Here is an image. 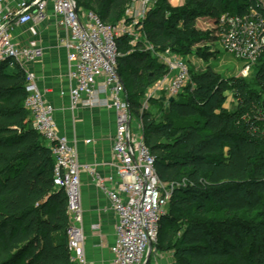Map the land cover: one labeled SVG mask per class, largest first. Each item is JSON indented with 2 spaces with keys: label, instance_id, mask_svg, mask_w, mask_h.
<instances>
[{
  "label": "trees",
  "instance_id": "trees-1",
  "mask_svg": "<svg viewBox=\"0 0 264 264\" xmlns=\"http://www.w3.org/2000/svg\"><path fill=\"white\" fill-rule=\"evenodd\" d=\"M75 1L108 22L125 16L135 0ZM251 1L184 0L177 10L169 0H158L146 11L144 35L157 48L182 53L211 34L196 35L198 14H240ZM197 6L204 11L198 13ZM146 59L133 52L118 58L123 82L119 67L128 72L130 87L137 92L131 100L127 96L131 110L140 106L138 90L164 68ZM7 64L9 60L0 61V264H73L65 232L66 202L53 184L51 151L24 107L23 71L16 63L8 71ZM256 65L261 91L244 77H221L208 64L192 75L195 87L183 89L168 103L176 118L166 115L155 122L142 110L155 170L172 187L158 234L168 229L164 242L175 247L176 256H188L187 264H264L261 245L245 249L249 234L253 246L264 244V55ZM226 90L236 98L235 110L220 105ZM190 214L184 224L175 221L176 215ZM242 214L254 220L247 223Z\"/></svg>",
  "mask_w": 264,
  "mask_h": 264
},
{
  "label": "built area",
  "instance_id": "built-area-1",
  "mask_svg": "<svg viewBox=\"0 0 264 264\" xmlns=\"http://www.w3.org/2000/svg\"><path fill=\"white\" fill-rule=\"evenodd\" d=\"M252 2L244 12L222 13L215 22L217 43L244 63L240 71L244 78L264 55V0H256L255 7ZM147 3L146 0V6ZM49 4L57 23L67 32L64 46L73 81L69 90L71 104H77L84 96L88 104L94 105L100 90L108 93L109 106L115 112L111 157L117 184L107 185V179L99 175L94 166L87 167L95 183L109 197L117 217L111 245L113 264H144L149 245L157 240L172 187L160 180L155 170V157L143 133L131 125V104L118 72L120 53L117 40L122 34L121 28L105 22L93 11L83 10L75 0H18L13 12H8L5 0H0V61L9 60L10 65H21L41 56L42 50L36 39L24 45L13 42L8 23L11 20L17 24L35 22L43 16ZM146 11L143 9L141 16ZM30 31L36 34L33 26ZM167 64L174 72L166 92L169 97H176L189 80V68L180 58ZM33 79L32 73L25 74L24 107L34 129L51 151L53 184L63 191L66 202L68 224L65 232L68 249L73 252L70 260L81 264L84 263L81 165L75 147L58 133L54 108L37 89Z\"/></svg>",
  "mask_w": 264,
  "mask_h": 264
},
{
  "label": "crops",
  "instance_id": "crops-1",
  "mask_svg": "<svg viewBox=\"0 0 264 264\" xmlns=\"http://www.w3.org/2000/svg\"><path fill=\"white\" fill-rule=\"evenodd\" d=\"M17 1L5 0V9L8 12H13ZM147 1L152 3L156 0ZM145 2L146 0H135L126 12L130 11L131 15H139L145 8ZM150 3L147 7L151 5ZM32 26L36 29L35 35L30 31ZM8 30L13 42L24 45L31 39H36L40 46L42 54L37 60L18 64V66L23 71L24 76L27 72L33 74L37 89L54 108L58 133L65 136L77 152L78 161L81 165L79 173L80 202L83 216L82 250L84 263L81 264H113L111 245L115 238L117 217L111 207L109 197L95 183L87 169L88 166H94L96 172L107 179V185L115 186L117 184L111 157V145L115 133V112L109 106V95L107 92L99 90L97 92L98 100L94 105L88 104L84 96L77 104H71L69 90L73 81L69 75L70 66L67 59V49L64 46L67 32L57 23V17L50 4L39 20L24 24H17L16 21L11 20L8 23ZM168 61H170L168 58L163 60L166 65H168ZM7 70L13 72V65L7 64ZM173 72L170 69L168 77L160 86L165 90V99L168 103L178 99L177 96L169 97L166 92L167 83ZM157 90V86L153 88L151 101H158ZM171 98L172 100H170ZM146 111L151 116V109L148 108ZM133 115L132 113V119ZM137 127L140 128L144 137L145 129H141L139 119L133 128ZM110 178L113 180H109ZM167 230L165 227L161 229L158 234L159 240L148 249L144 264L176 263L175 247L168 246L167 240L164 242V233ZM68 252L73 255L71 250L68 249ZM73 264L80 263L73 262Z\"/></svg>",
  "mask_w": 264,
  "mask_h": 264
},
{
  "label": "rangeland",
  "instance_id": "rangeland-1",
  "mask_svg": "<svg viewBox=\"0 0 264 264\" xmlns=\"http://www.w3.org/2000/svg\"><path fill=\"white\" fill-rule=\"evenodd\" d=\"M158 0L147 4H151L148 7L145 4L146 10H148L149 7H152L156 4ZM252 2V1H251ZM169 4L174 9L181 8L184 4V0H169ZM256 4V0H253L252 5ZM143 6V5H140ZM144 8V9H145ZM221 8V7H220ZM259 8V7H258ZM141 9V7H140ZM198 13L200 11H204L205 8L198 7ZM223 11L226 10V8H222ZM168 13V12H167ZM225 13V12H222ZM221 13V14H222ZM146 17L145 15L141 16L139 15H131L130 11L126 12L125 16L119 18L116 21H108V23H111L112 25L119 26L121 28V35L118 38V46H119V53L121 55H126L127 53H138L142 57H147L146 61H152L153 63H162L164 65L163 70L156 74L149 82H146V87L142 90H138L141 92V97L139 98V108H133L132 113L133 119H132V127H134L138 123L141 125V129H144L142 122H141V113L142 110H146L148 108L151 109V116L153 117V121L160 122L162 121L166 115H169L171 118H176L173 110H171L168 106V101L165 99V90L161 88V83L165 81V78L168 77L170 68L168 65H166L163 60L165 58H168L170 60L175 58L183 59L187 65L190 68L189 72V80L187 84L185 85L184 89L193 88L195 87V82L193 80V74L199 73L200 71L204 70L208 64L212 66L214 71H216L221 77L223 78H229L232 76H240L243 77L240 73L243 62L241 60L236 59L232 54L224 51L222 47L215 42L216 36V25L215 22L217 20L216 17H208L206 15L198 14L195 18V30L196 35L199 36L200 33L210 31V35L208 38V41H202L200 38L198 40H195L193 44L188 45L185 52H174L171 51L169 48H157L153 44H151L147 38L144 35V20ZM176 27L180 28L182 23L181 19H177ZM119 70L122 72V76L125 82L126 86V93L129 99L131 100V97L133 95H137V92H134L130 87V77L128 76V72H123L121 67H119ZM135 71L140 74V71L138 68L135 69ZM256 71H257V65H253L251 67V71L249 75L245 76L246 80L250 85L255 88L257 91H261L260 87L257 86V78H256ZM158 87V92L156 91V95H159L158 101H151L152 96V90L153 88ZM180 95L178 94L177 97ZM223 100L221 102V107L227 111H232L236 109L237 103L236 98L233 95V92L231 90H226L224 92ZM216 111H219L217 108ZM144 132V131H143ZM145 133V132H144ZM168 211V207H166V212ZM165 212V213H166ZM222 215L219 216V218ZM192 215L181 217L176 215L175 221H177V224H184L186 223L187 219H191ZM246 219L247 223H250L253 219V216L249 219L248 217H245L243 214L241 215V219ZM237 231V228L235 229ZM159 238L157 237L156 242L153 243L156 244L158 242ZM252 235L249 234L248 236V243L249 245L246 246V251L250 248L258 247V245L261 247L262 256L264 257V244H261L262 242H259L260 244L256 243L254 246L252 245ZM260 241V240H259ZM178 251V250H176ZM188 256H185L181 258L180 256H176V263L175 264H187V258Z\"/></svg>",
  "mask_w": 264,
  "mask_h": 264
},
{
  "label": "water",
  "instance_id": "water-1",
  "mask_svg": "<svg viewBox=\"0 0 264 264\" xmlns=\"http://www.w3.org/2000/svg\"><path fill=\"white\" fill-rule=\"evenodd\" d=\"M170 100H172V98L170 99ZM151 247V245H149V248ZM149 251V250H148Z\"/></svg>",
  "mask_w": 264,
  "mask_h": 264
}]
</instances>
